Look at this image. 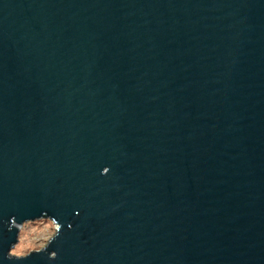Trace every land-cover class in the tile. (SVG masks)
Wrapping results in <instances>:
<instances>
[{"label":"water","instance_id":"water-1","mask_svg":"<svg viewBox=\"0 0 264 264\" xmlns=\"http://www.w3.org/2000/svg\"><path fill=\"white\" fill-rule=\"evenodd\" d=\"M0 264H264V0H0Z\"/></svg>","mask_w":264,"mask_h":264},{"label":"rangeland","instance_id":"rangeland-1","mask_svg":"<svg viewBox=\"0 0 264 264\" xmlns=\"http://www.w3.org/2000/svg\"><path fill=\"white\" fill-rule=\"evenodd\" d=\"M55 228L56 225L48 219L24 223L19 227L17 243L11 249L10 255L24 257L43 249L55 234Z\"/></svg>","mask_w":264,"mask_h":264}]
</instances>
